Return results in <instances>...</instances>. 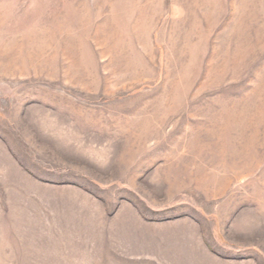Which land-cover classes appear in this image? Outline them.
Instances as JSON below:
<instances>
[{
	"label": "rangeland",
	"instance_id": "rangeland-1",
	"mask_svg": "<svg viewBox=\"0 0 264 264\" xmlns=\"http://www.w3.org/2000/svg\"><path fill=\"white\" fill-rule=\"evenodd\" d=\"M0 264H264V0H0Z\"/></svg>",
	"mask_w": 264,
	"mask_h": 264
}]
</instances>
